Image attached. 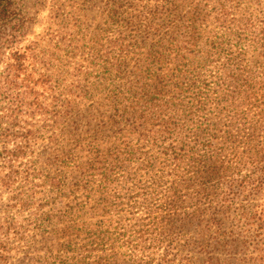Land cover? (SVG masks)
<instances>
[{
  "label": "rangeland",
  "instance_id": "374dc122",
  "mask_svg": "<svg viewBox=\"0 0 264 264\" xmlns=\"http://www.w3.org/2000/svg\"><path fill=\"white\" fill-rule=\"evenodd\" d=\"M14 10L21 28L0 31L7 264H264L252 183L226 209L222 184L207 181L212 226L199 216L210 199L193 203L189 179L208 155L247 177L264 165V0H14ZM17 51L27 81L11 84ZM197 141L208 155H193Z\"/></svg>",
  "mask_w": 264,
  "mask_h": 264
},
{
  "label": "trees",
  "instance_id": "16d2710c",
  "mask_svg": "<svg viewBox=\"0 0 264 264\" xmlns=\"http://www.w3.org/2000/svg\"><path fill=\"white\" fill-rule=\"evenodd\" d=\"M14 0H0V31L6 27H19L21 28L20 21L14 20ZM226 15L223 13L222 15L219 14L218 19H222V17ZM226 18V17H225ZM196 36H193L195 39ZM118 45L116 41L115 45ZM23 59V62L21 61ZM25 58L22 56L21 52H15L11 56V60L7 63V70L9 75L7 76V81L13 84L15 80H20V83L27 81L26 76L22 75L23 72V65H24ZM29 80V79H28ZM24 95L23 103L26 105L28 101L31 99L32 95L28 93L22 94ZM23 97V96H22ZM32 104H35L32 101ZM30 103V105H32ZM264 117V114H263ZM208 141H197L194 144L193 155L196 157L200 155L198 152V147L201 148L202 153L207 152V147H209ZM261 153V150H258V154ZM219 154V153H217ZM208 155L207 153L204 154ZM200 156V157H204ZM194 164V172L190 176V184L193 183L196 185L195 192L193 194L192 202L195 203L196 201H201L202 199H210L209 205L210 208L202 211L200 218L205 216L206 214L211 215L209 222L210 225H215L217 221V200H214L212 193H215L217 197V188L214 191H210L208 187H206L207 181L211 179H216L217 183H221L222 187L219 189L220 191H225L222 200L224 201V206L226 209H231L233 203L235 202L234 198L237 197L238 199L242 196L243 193H248L247 189L249 183H252V190H254L255 194L264 197V165L259 164L253 172V177H247L243 174V169L239 162L235 163L233 160H229L228 162L216 156H206L201 161H195ZM235 168L237 169L236 171ZM245 191V192H244ZM198 212L196 213V215ZM264 210H257V214L260 217V221L258 223L260 227V231H264ZM251 219H256L252 217ZM201 220V219H199ZM202 222V221H199ZM216 244H217V237H216ZM4 242L0 241V264H7L8 263V253L4 248ZM202 250L204 251L205 248L203 247ZM204 264H217L215 259H208L204 262Z\"/></svg>",
  "mask_w": 264,
  "mask_h": 264
}]
</instances>
